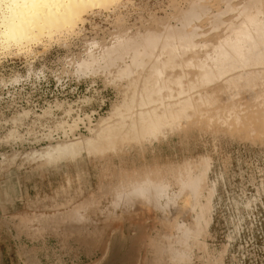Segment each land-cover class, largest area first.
Segmentation results:
<instances>
[{"label":"rangeland","instance_id":"374dc122","mask_svg":"<svg viewBox=\"0 0 264 264\" xmlns=\"http://www.w3.org/2000/svg\"><path fill=\"white\" fill-rule=\"evenodd\" d=\"M116 2L0 50V264H264V51L211 62L264 0Z\"/></svg>","mask_w":264,"mask_h":264},{"label":"bare ground","instance_id":"6f19581e","mask_svg":"<svg viewBox=\"0 0 264 264\" xmlns=\"http://www.w3.org/2000/svg\"><path fill=\"white\" fill-rule=\"evenodd\" d=\"M116 1H118V0H71V6L70 7L61 8L59 10V13L58 14H56V10L53 9L54 15H53L51 21L46 26H44V27H40V26L27 27V26H25V27L21 28V27H17L15 25H13V24L5 21L4 20V17L3 16H0V50H7V49H9L11 47H17V48H24L25 49V48H28L31 43L39 42V41H41V40H43L45 38H48L49 39V37L52 36V35H54V34L65 33V34L68 35L71 32L74 33L73 31L76 30V28L78 27V25L80 23L82 24V21H83L84 16H85L86 13H88L89 11H91L93 9H102V8H105L109 4L115 3ZM249 6H252V4L249 5ZM253 9H255V8H253ZM194 10L196 11V8L195 7H193L191 11L188 8V11H190V12H194ZM244 10L246 11V9H244ZM4 11L7 12V8L6 7H5ZM256 12H255V14L257 15L258 14V11L256 10ZM187 13L189 14V12H186V15L185 16H187ZM195 14H197V11H196ZM255 14L253 13V15H251V17H247L246 16V18H248L246 22H248V20H249V22H248L249 24L246 23V25L247 24L249 25L248 26L249 27L248 29H246L247 27H245V29H244L241 26V28H243V30H241L240 32H237V33H235L236 31L233 32L235 34L231 33L233 35V37H230V39H227V38L224 39L221 42V44H219V47L215 50L214 56H213L211 62H212V65L215 66L214 68H216L217 74H220L222 76V74H225V73H227L229 71H232V73H233V70L234 69H237L238 67L240 69H241V67H244L245 68V65H247V64L250 63V60H254V61H256V63H258L256 57L258 58L263 53V51H264L263 50L264 48L262 49V46H264V24H262V25L255 24V23L258 22V18L257 17H259V16H256ZM255 17H256V19H255ZM185 18H187V17H185ZM244 18H245V16H244ZM176 20H177V18H176ZM187 20L189 21L188 18H187ZM256 20H257V22H256ZM180 21H182V19H180ZM188 21L185 20L184 22L187 24ZM179 25H181V24H179ZM166 31L167 30H165V32ZM184 32H186L184 34V36H186L187 31L184 30ZM163 33L164 32L162 31V34ZM181 33H182V31H181ZM172 34H174V33H172ZM172 34H170L171 35L170 37H167V36H164L165 38L161 37V39L163 38L162 41H164L167 44H165L166 45V48H165V46H164V48L163 47L161 48V46H159L161 48V49L159 48L160 49V52L162 50L165 51L167 49V47H168L167 45L168 44L170 45L172 43L170 41V39L167 40V38H174L175 35L173 36ZM163 35H165V34H163ZM176 36H177V38H179L178 36H181L180 35V32L177 33ZM165 39L168 42H166ZM119 40L122 41L121 39H119ZM120 41H117L116 40L114 42V45L109 50L108 49L106 50L104 48L106 51L105 50L103 51V49H102V51H101L102 54L99 53L100 55H99V58L98 59H100V57H101L102 58V62L104 60L105 65H106V63H108V61H112L111 57H108V56H111L110 54H111L112 51H113L112 54H114L116 52V50H118V49H119L118 51H121L120 50V47H119L120 46ZM142 41L144 42L142 44L143 49L142 50L138 49V50H140L139 56L141 58H138L140 60L141 59L143 60L144 59V56L145 55H148V53H149L148 48H151L152 47L151 46L152 41L147 37V35H143ZM183 43H184V41H183ZM154 44H156V43H154ZM183 45L184 44H182V42H181L180 43V46L182 47ZM137 47H134L133 49H135ZM151 49H154V48L152 47ZM128 50H129V48H128ZM170 52H172V51H170ZM95 55H96V53H95ZM117 56L118 55H116V57ZM139 56H137V57H139ZM142 56H143V58H142ZM90 57H91V55H90ZM114 57H115V55H114ZM87 58H88V56H87ZM95 58H96V56H95ZM112 58H113V56H112ZM138 59L134 58L132 60V62L130 63V67L129 68H128L129 65L127 66V68L124 67V68H126L125 72L126 71L127 72L128 71H131V70L133 71V69L135 71L136 68L139 65H141L140 64L141 62H140V60L138 61ZM91 60H93V59L90 58L89 59V62ZM235 60H239V61L238 62H235ZM260 60H262V59H260ZM83 65L86 66L87 65V62L85 61L83 63ZM249 65H248V67H251V66H252V68L255 67V65H251V64H249ZM257 65H259V67H260V64L259 63ZM138 68H137V71H138ZM127 72H126V74H127ZM125 76H127V75H125ZM227 77H231V76H227ZM247 119H249V118H247ZM153 190H154L153 191L154 192V196H155V198L158 201L165 202L166 198L169 196L167 194L168 192H166V189H164V188L155 187ZM136 192L139 193V194L145 193L143 191H136ZM136 192H135V194H136Z\"/></svg>","mask_w":264,"mask_h":264},{"label":"snow or ice","instance_id":"6c2138e0","mask_svg":"<svg viewBox=\"0 0 264 264\" xmlns=\"http://www.w3.org/2000/svg\"><path fill=\"white\" fill-rule=\"evenodd\" d=\"M70 6L71 0H0V16L17 27H44L51 21L53 9L58 14L61 8ZM87 150L96 151L91 145Z\"/></svg>","mask_w":264,"mask_h":264},{"label":"clouds","instance_id":"9594fccd","mask_svg":"<svg viewBox=\"0 0 264 264\" xmlns=\"http://www.w3.org/2000/svg\"><path fill=\"white\" fill-rule=\"evenodd\" d=\"M173 264H179V261H175V262H173Z\"/></svg>","mask_w":264,"mask_h":264}]
</instances>
